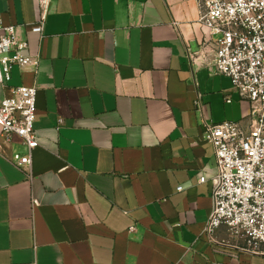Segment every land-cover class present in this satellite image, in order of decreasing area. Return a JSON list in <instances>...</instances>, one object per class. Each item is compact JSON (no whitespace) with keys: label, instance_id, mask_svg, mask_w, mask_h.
I'll use <instances>...</instances> for the list:
<instances>
[{"label":"crops","instance_id":"crops-1","mask_svg":"<svg viewBox=\"0 0 264 264\" xmlns=\"http://www.w3.org/2000/svg\"><path fill=\"white\" fill-rule=\"evenodd\" d=\"M200 10L52 0L41 34L38 0H0L4 24L41 57L1 90L37 86L40 144L31 177L12 160L29 151L20 137L0 151V264H264L204 233L217 172L205 123L249 127L251 103L207 66Z\"/></svg>","mask_w":264,"mask_h":264},{"label":"built area","instance_id":"built-area-1","mask_svg":"<svg viewBox=\"0 0 264 264\" xmlns=\"http://www.w3.org/2000/svg\"><path fill=\"white\" fill-rule=\"evenodd\" d=\"M199 3V22L205 31L201 53L207 66L229 76L233 88L251 103L249 127L238 121L205 123L203 138L214 147L217 172L212 179L213 208L204 233L212 243L264 254V0ZM38 5L33 30L43 34L52 0H38ZM27 49L28 42L17 37L15 25H5L0 14V151L4 152L14 136L20 137L29 151L14 153L12 160L31 177L33 150L40 144L35 129L38 88L11 86V95L1 93L14 66L37 71L41 57ZM194 55L190 53L191 58ZM206 180V176L200 177V182ZM34 204H38L36 199ZM223 225L229 239L220 240L216 233Z\"/></svg>","mask_w":264,"mask_h":264}]
</instances>
